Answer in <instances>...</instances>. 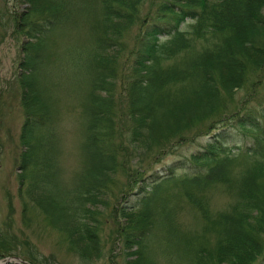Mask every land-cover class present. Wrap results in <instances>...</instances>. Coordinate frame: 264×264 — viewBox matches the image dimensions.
<instances>
[{
  "label": "trees",
  "instance_id": "obj_1",
  "mask_svg": "<svg viewBox=\"0 0 264 264\" xmlns=\"http://www.w3.org/2000/svg\"><path fill=\"white\" fill-rule=\"evenodd\" d=\"M29 1L34 9L21 22L34 40L25 47L26 70L20 76L25 109L20 163L23 194L28 190L35 194L39 188L46 191V183L36 176L49 151L46 137L54 123L48 122L55 114L63 115L46 91L48 55L40 41L62 17L66 1ZM92 2V7L99 3L102 11L93 22L91 55L81 61L83 97L78 107L84 122L85 174L77 199L83 210L89 201L96 205L116 180L112 172L119 169L129 172L130 191L126 205L117 208L114 204L112 209L118 236L111 235L109 242L103 236L104 221L94 210H86L78 224L66 227L69 235L63 241L68 240V249L92 259L106 245L112 257L123 242L125 247L133 241L144 246L145 231L156 228L151 227L154 216L158 223L157 205L177 199L166 191L159 197L151 195L153 184L162 182L170 183L172 189L178 187L204 222L201 228L181 231L189 250L183 262L172 264H264V0ZM43 4L50 6L44 10ZM187 19L195 22L182 30ZM166 35L168 40L161 43ZM243 88L247 93L238 101L235 95ZM247 129L254 142L240 144L239 140L229 146L236 135L242 136L239 139L248 136ZM202 138L204 144L193 151L190 166L183 165L181 174H175L176 164L167 168L168 178L156 171L149 175L146 167L138 166L142 152L155 153L156 160L163 144L181 145ZM235 147L240 153L232 157L227 151ZM236 161L242 165L235 171ZM125 164H130L129 169ZM133 164L138 168L133 169ZM133 184L140 188L139 200L131 201L136 190ZM216 184L231 196L227 207L213 211L208 192ZM145 206V216L135 211ZM121 214L129 219L142 217L150 227L143 224L129 231ZM12 252V248L0 247L1 258ZM150 262L146 264H158Z\"/></svg>",
  "mask_w": 264,
  "mask_h": 264
},
{
  "label": "rangeland",
  "instance_id": "obj_2",
  "mask_svg": "<svg viewBox=\"0 0 264 264\" xmlns=\"http://www.w3.org/2000/svg\"><path fill=\"white\" fill-rule=\"evenodd\" d=\"M65 1L62 17L55 22L49 35L40 41L44 43L42 50L48 55L44 64L46 91L51 97L52 104L58 108L59 113L61 110L63 115L55 114L48 122V125L54 123L53 130L46 137L49 151L44 165L36 176L37 180L46 183L44 185L46 191L43 192L39 188L35 195L30 190L23 194L21 190L23 173L20 169L24 148L21 143V132L25 117L21 97L24 89L21 84L24 78L21 81L20 76L26 70L23 64L25 47L28 41H34L30 35H27L28 31L22 29L21 22L27 11L34 7L29 0H0V247L4 250L12 248L13 251L5 258L0 257V264H7L8 261L18 263L15 259L5 262L8 257L14 256H20L26 261H30L31 257L36 264H146L150 261L153 263V260L154 262L157 260L158 264H172L171 262H177L176 260L183 262L189 244L188 239L185 240L180 235L181 231L186 233L189 232L187 228L192 230L201 228L204 222L200 212L189 205L186 201L187 197L181 195L178 187L173 189L168 187L170 183L160 182L152 186L151 195L156 193L159 197L166 191L170 197L176 194L174 197L177 199L172 201L167 199L169 202L157 205L158 223H155L154 216L151 227L156 226V228L151 232L145 231L144 246L133 241L127 243L128 246L125 247L122 236L123 243L115 247L113 257L108 253L106 245V250L104 249L102 254L99 251L98 257L86 259L75 250L68 249L70 246L68 240L63 241L69 235L66 227L78 224L86 210L88 212L94 210L95 215L104 221L103 236L110 242L111 235L119 234L116 232L118 225L111 217L113 206L117 204L119 208L121 205H126L124 201L130 191L127 188L130 180L129 172L119 169L117 172H112L116 180L108 189L106 196L104 193L100 195L96 205L89 201L83 210L84 205L82 207L78 202V192L85 174L84 149H82L85 139L84 122L78 107L83 97L81 83L84 68L81 67V61L91 55L92 43L95 42L93 22L100 17L102 10L99 3H95L92 7V1L95 0ZM49 6L50 4L42 5L44 10ZM194 22L187 19L181 25L182 30L191 28ZM167 38H169L167 35L161 37L160 42L164 43ZM246 93L243 88L236 93L235 99L241 100ZM261 93L264 96V88ZM66 109H69L67 113H65ZM191 113H193L192 108L186 111L189 116ZM239 137L242 136L236 135L229 146H233L234 142L239 140H241L240 144L246 141L254 142L250 130L244 139ZM204 142L202 138L192 143L185 141L181 145L163 144L159 150L161 157L155 160L154 157H157L155 153L153 156L151 152L145 154L142 152L137 159L138 166L142 164L146 167V173L149 175L156 171L163 174V178H168L167 168L176 164L179 168L176 169L175 174H181L184 170L183 165L190 166L193 151H198ZM227 152L232 157L240 153L237 147ZM120 157L125 158L123 153H120ZM130 164H125L127 169ZM238 164L242 165L239 161L233 163L235 171L240 168ZM132 167L138 168L134 164ZM131 188L136 190L129 199L139 200L138 184H133ZM208 194L211 196L213 211L224 209L230 201L231 195L220 184L211 187ZM146 210V206L135 209L142 216H145ZM131 217L132 219H129L126 214L120 216V219L123 218L129 225V231L148 223L142 217L138 218L136 215ZM178 222L183 227H180ZM147 226L150 227L149 224ZM93 254L96 256V251Z\"/></svg>",
  "mask_w": 264,
  "mask_h": 264
},
{
  "label": "water",
  "instance_id": "obj_3",
  "mask_svg": "<svg viewBox=\"0 0 264 264\" xmlns=\"http://www.w3.org/2000/svg\"><path fill=\"white\" fill-rule=\"evenodd\" d=\"M10 259H15V260H17L18 262H23V264H32L31 262H27V261H24L23 260V258L22 257H20V256H14V257H8V259L6 260V262L8 261V260H10ZM16 261V262H17Z\"/></svg>",
  "mask_w": 264,
  "mask_h": 264
}]
</instances>
